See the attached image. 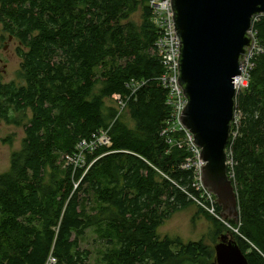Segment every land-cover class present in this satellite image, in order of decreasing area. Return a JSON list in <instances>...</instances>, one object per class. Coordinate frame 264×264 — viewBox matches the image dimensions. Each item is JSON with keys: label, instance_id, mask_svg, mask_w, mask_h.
Returning <instances> with one entry per match:
<instances>
[{"label": "trees", "instance_id": "obj_1", "mask_svg": "<svg viewBox=\"0 0 264 264\" xmlns=\"http://www.w3.org/2000/svg\"><path fill=\"white\" fill-rule=\"evenodd\" d=\"M151 1L0 0L21 59L18 83L0 76V122L24 130L0 174V264H91L81 247L88 233L101 247L98 264H217L203 241L158 236L192 206L215 241L229 236L249 264H264V16L252 25L261 52L236 97L226 149L239 222L223 223L216 203V216L198 205L210 207L195 168L183 167L194 159L183 134L166 132ZM114 97L133 127L106 106Z\"/></svg>", "mask_w": 264, "mask_h": 264}, {"label": "water", "instance_id": "obj_2", "mask_svg": "<svg viewBox=\"0 0 264 264\" xmlns=\"http://www.w3.org/2000/svg\"><path fill=\"white\" fill-rule=\"evenodd\" d=\"M180 45L179 85L187 100L182 126L201 150L202 187L216 198L220 221L239 222V203L228 175L227 145L236 110V86L253 48L252 25L264 0H172ZM215 245L217 264H249L229 236Z\"/></svg>", "mask_w": 264, "mask_h": 264}, {"label": "built area", "instance_id": "obj_3", "mask_svg": "<svg viewBox=\"0 0 264 264\" xmlns=\"http://www.w3.org/2000/svg\"><path fill=\"white\" fill-rule=\"evenodd\" d=\"M171 2L172 0H152L149 4L152 11V23L157 31L155 54L159 58L164 70L163 75L159 78V83L167 93V104L170 106V117L166 132H179L183 134L184 139L181 141V144L185 145L194 157L192 161L188 160L183 167L185 169H189L190 167L195 168L198 181L197 188L202 189L204 191V195L206 196L207 201L210 203V207L208 208L202 203L198 204L205 207L210 212V214L216 216L214 210V204L216 203V199L212 194L208 193L202 187L200 181L201 172L203 169V162L200 159L201 150L194 144V138L190 134V132L187 131L181 124V118L187 106V100L179 85L180 45L178 43V38L175 31L174 15L172 11ZM260 52L261 49L257 47L254 40L253 48L245 57V60L242 65L241 78L238 80L236 86L237 95L248 87L250 78L249 73L253 68L251 60L256 54ZM120 105L122 106L121 103ZM238 122L239 114L235 111V118L234 122L232 123V126L235 125L237 127ZM98 142L100 145H109V138L107 134L104 133ZM90 146L93 147L92 144L88 145L86 142H83L79 145L80 148H89ZM227 164L228 166L230 164L228 160ZM216 217L218 218V216ZM50 263L54 264L55 260L51 259Z\"/></svg>", "mask_w": 264, "mask_h": 264}, {"label": "rangeland", "instance_id": "obj_4", "mask_svg": "<svg viewBox=\"0 0 264 264\" xmlns=\"http://www.w3.org/2000/svg\"><path fill=\"white\" fill-rule=\"evenodd\" d=\"M133 19L134 22L140 23V14L134 15ZM18 48V40L9 38V36L3 32V26L0 23V76L5 83L13 81L18 83L17 73L21 67ZM106 106L117 110L119 114L124 116L125 112L123 111V108L120 105V100L117 97H114L110 101H106ZM123 120L129 127L134 126L133 122L126 116L123 117ZM23 139V128L9 126L0 122V174L5 173L9 169L11 155L13 152L21 148ZM7 140L9 143H4V141ZM227 160L230 163L229 167H231V156ZM201 208L207 210L203 206H201ZM213 231L214 226L211 221L203 215H198V207L192 206L177 212L158 230V236L161 239L165 237L180 238L183 242L203 241L206 245L214 248L219 241H215ZM81 247L83 250H89L92 252L90 260L91 264L99 263L98 252L101 247L96 241H94V235L92 233L87 234Z\"/></svg>", "mask_w": 264, "mask_h": 264}, {"label": "bare ground", "instance_id": "obj_5", "mask_svg": "<svg viewBox=\"0 0 264 264\" xmlns=\"http://www.w3.org/2000/svg\"><path fill=\"white\" fill-rule=\"evenodd\" d=\"M254 59V58H253ZM230 140V139H229Z\"/></svg>", "mask_w": 264, "mask_h": 264}]
</instances>
